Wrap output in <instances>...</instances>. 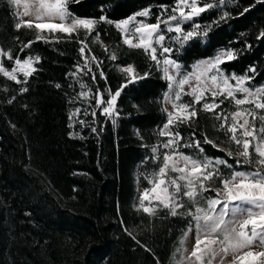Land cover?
<instances>
[{
    "label": "trees",
    "instance_id": "trees-1",
    "mask_svg": "<svg viewBox=\"0 0 264 264\" xmlns=\"http://www.w3.org/2000/svg\"><path fill=\"white\" fill-rule=\"evenodd\" d=\"M174 4L175 0H80L71 5V11L82 18H94L104 10L113 21H119L149 8L152 15L145 22L155 23L161 6L171 10ZM245 8L250 11L240 15ZM226 10L232 18L213 28L210 43L194 38L173 58L189 70L196 60L212 57L221 49H242L237 60L222 67L228 73L244 74L250 65H256L253 84L264 85V40H257L264 30V4L232 0ZM220 11L209 10L197 22L207 24ZM17 21L14 4L0 0V48L15 49L18 41L14 38L19 37L23 42L33 41L25 50L27 54L41 57L39 71L30 78L29 91L23 95H17L20 85L0 73V264H156V258L159 264H170L187 219L172 217L160 205L154 208L155 215L149 216L134 204L137 183L146 188L162 164L161 156L151 159L152 148L166 139L158 135L166 121L161 109L167 82L161 68L144 50L125 45L114 24L99 23V39L93 34L87 37V43L103 62L101 68L107 79L100 78L98 70L96 81L90 75L73 79L66 74L81 62L78 39L85 37L84 30L79 31L77 39L44 31L42 35L50 41L45 42L35 39V28L16 31ZM165 35L170 38L169 33ZM245 42L251 49H244ZM164 43L173 49L178 47L174 40ZM105 47L116 51L117 61L108 58ZM5 64L11 62L5 60ZM128 64L137 73L151 75L122 92L117 99L118 115L107 117L96 108L97 115L91 116L95 102L77 98L79 82L86 84L85 91L91 88L94 94L99 89L106 99L110 98L107 90L120 87L125 77L119 68ZM56 83L62 87L57 89ZM10 95H17L12 104L6 103ZM191 99L183 96L182 102ZM77 108L82 113L75 118L72 112ZM235 109L225 100L217 111L230 113ZM84 110L89 115H83ZM80 119L87 124L77 123ZM219 123L211 113L200 111L192 128L180 127L185 141L196 130L204 152L194 148L180 151L201 158L226 159L231 165L219 166L221 177L212 185L235 171L252 170V166L237 164L235 155H226L236 145L217 130ZM90 126L98 131L92 133ZM205 135L217 147L204 143ZM140 245L151 248L155 257Z\"/></svg>",
    "mask_w": 264,
    "mask_h": 264
},
{
    "label": "snow or ice",
    "instance_id": "snow-or-ice-1",
    "mask_svg": "<svg viewBox=\"0 0 264 264\" xmlns=\"http://www.w3.org/2000/svg\"><path fill=\"white\" fill-rule=\"evenodd\" d=\"M231 2L232 0H175L171 10L167 6H161L156 22L150 23L145 22L152 15L149 8L113 21L104 10L99 17L80 18L71 11V5L79 4L80 0H38L35 19L40 21L45 17L49 20L58 18L61 23L33 24L31 19L19 20L14 28L16 31L35 28V39H44L45 42H50L42 35L45 30L53 34H66L69 39H77L79 31L84 30L85 37L78 39L81 62L76 63L73 71L66 74L73 79L90 75L91 80L96 81L97 70L100 78L107 79L101 68L103 62L98 60L87 43V37L93 34L99 39V23L114 24L124 34L125 45L144 50L149 59L161 68L163 79L167 82V91L163 93L165 106L161 109L166 114V121L158 132L160 137L166 139L159 147L152 148L151 159L157 158L159 148L166 151L162 156V165L155 173L159 178L149 181L152 187L150 190L146 188L139 197L137 210L149 216L155 215L153 207L145 206V201L151 203V192L152 198L167 209L172 217L187 219V229H194L196 233L195 246L190 257L195 258L199 264H204L205 256L215 258L220 252H230L233 264H264V85L256 87L253 84L258 72L257 67L250 65L244 74L228 73L222 65L237 60L243 51L233 48L221 49L215 56L198 61L191 72H185L179 59L173 58L175 53L185 48L194 38L198 42L210 43L213 28L227 23L232 18L231 12L226 10ZM9 3L17 4L19 0H9ZM255 3L264 4V0H255ZM214 8L221 9L215 19L207 24L197 22V18L203 13ZM248 11L250 8H245L240 15ZM24 15H28L27 6ZM185 25L189 27L186 28ZM165 33L176 34L172 37L178 45L176 49L165 45L164 42L168 38ZM14 39L18 41L15 49L0 48V73L7 80L20 85L17 95H23L29 91L27 85L30 78L39 71L37 65L41 62V57L25 52L31 48L33 41L23 42L19 37ZM134 39L138 42H134ZM257 40H264V30L259 32ZM251 47V44L244 43V49ZM105 51L109 50L105 47ZM108 58L113 62L117 61L116 51H109ZM5 60L11 64L6 65ZM119 70L124 74L125 80L116 90H107L110 97L107 99L99 89L94 94L91 88L85 91L86 84L79 82L81 91L77 93V98L88 100L90 104L95 102L91 116L97 115L96 108H101L102 115L107 117L118 115L117 99L122 92L151 75L150 72L137 73L131 64L121 66ZM185 86H188L189 91H185ZM55 87L60 89L62 85L56 83ZM3 90L8 91L6 87ZM17 95H10L6 103H14ZM183 96H190L192 99L190 102H182ZM225 100L233 103L236 110L230 113L223 110L218 112L217 109H220ZM168 104L171 105V110L167 107ZM197 105H200L199 109ZM246 105L249 107H241ZM200 111L211 113L215 120L220 121L217 130L223 131L228 142L236 145V148L229 150L226 155H235L237 164L252 166L251 171H237L230 177L221 178L222 187L215 189L214 198L204 197L203 193L210 191V183L221 177L219 166L231 165L226 159L206 156L201 158L180 151L183 148H194L199 153L204 152L195 129L187 141L180 131L182 125L192 128ZM81 113L82 109L77 108L73 116ZM83 115L87 116L89 112L84 110ZM77 123L86 125L87 121L80 119ZM12 127L15 128L16 125L12 124ZM90 130L92 133L98 131L94 126H90ZM203 142L217 147L207 135L204 136ZM250 148L254 150L250 152ZM181 161L183 166H179ZM170 173L177 175L172 177ZM201 200L206 203L201 205ZM226 216L230 218L226 220ZM124 231L136 239L126 227ZM136 242L140 244L139 240ZM214 245H219V248H214ZM140 246L152 253L151 248ZM253 247L261 250H250ZM152 255L155 257V253ZM156 264H159L158 258ZM207 264H212V260L209 259Z\"/></svg>",
    "mask_w": 264,
    "mask_h": 264
},
{
    "label": "rangeland",
    "instance_id": "rangeland-1",
    "mask_svg": "<svg viewBox=\"0 0 264 264\" xmlns=\"http://www.w3.org/2000/svg\"><path fill=\"white\" fill-rule=\"evenodd\" d=\"M48 2H52V0H48ZM14 6H15V12H16L18 21L19 20L27 21V20L31 19L33 24H35L37 22H43V23L56 22V23H61V21H59L58 18H53V19L49 20L47 17H45V18H42L40 21L36 20L35 19V8L38 6V0H19V3L14 4ZM25 6H27V11H28V15L27 16L24 15ZM80 18H82V17H80ZM138 19H145V18H138ZM45 31H47V30H45ZM121 34H122V37H123L124 34L122 32H121ZM175 35H176L175 33H169V37L170 38H167L166 41L169 40V39L171 41L174 40V39H172V37H174ZM134 42H138V41H136L134 39ZM157 47L159 48V46H157ZM208 58H211V57H208ZM208 58H203V59H208ZM162 59H163V57H161V60ZM203 59L196 60L191 65L189 70H184V71L185 72L194 71V65L198 61L203 60ZM166 91H167V89H166ZM185 91H189L188 86H185ZM163 106H165L164 100H163ZM167 107L171 110V105L170 104H168ZM241 107H243V106H241ZM74 111L72 112V116H73ZM75 118H76V116H75ZM257 124H259L258 121H257ZM253 144H255V141H253ZM160 145H161V143H159V144H157L155 146L159 147ZM164 151H166V150H164L163 148H159V153L157 154V156H161V159H162ZM179 166H183V162L182 161L179 163ZM157 171H158V169H157ZM157 171H155V173ZM238 171H245V170H238ZM249 171H251V170H249ZM235 172H237V171H235ZM155 173L151 176L150 180L159 178L158 176L155 175ZM176 175L177 174H175V173H170V176H172V177H174ZM151 187H152V184L149 182V184H148V186L146 188L150 190ZM209 187L213 191V193L208 191V192L203 193V195H204V197L214 198L215 197V189L222 187V185L220 183L218 185H212L210 183ZM146 188L145 187H141L139 185V183H137V194H136V198L134 200V204L137 207H139V197L143 194V192H144V190ZM170 191H171V188H170ZM152 197H153V194L150 192V201H151V203L149 201H145V206H149V207L155 208V207H157L159 205L158 202H156ZM185 200H186V198H185ZM205 203L206 202L204 200H201V205H204ZM189 207H191V205H189ZM229 218L230 217H228V216L225 217L226 220L229 219ZM195 235H196V233H195L194 229L191 230V231H189L187 229V227L184 229V231H183V233H182V235H181V237H180V239L178 241V244L176 245V247L174 249L170 264H199V262L195 261V258H191L190 257V253H191L192 249L195 246ZM201 238L203 239V237H201ZM213 247L214 248H219V245H214ZM250 250H252V251H260L261 249L257 248V247H253ZM209 259L212 260V264H233V256H232V254L230 252L229 253L220 252L218 255L215 256V258H212L211 256H205L204 257V264H207V261ZM237 264H238V262H237Z\"/></svg>",
    "mask_w": 264,
    "mask_h": 264
}]
</instances>
